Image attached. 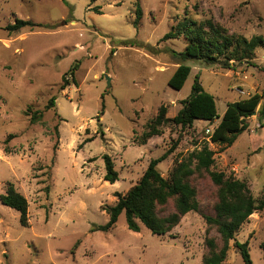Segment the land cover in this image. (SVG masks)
I'll use <instances>...</instances> for the list:
<instances>
[{
    "label": "rangeland",
    "instance_id": "1",
    "mask_svg": "<svg viewBox=\"0 0 264 264\" xmlns=\"http://www.w3.org/2000/svg\"><path fill=\"white\" fill-rule=\"evenodd\" d=\"M136 3L142 16L134 27ZM209 19L229 34L264 39V0H0V197L10 183L28 203L22 227L19 214L0 202V264H202L204 240L220 246L216 228L207 229L203 219L214 216L217 203V187L203 171L189 179L199 211L169 233L154 236L143 226L131 232L123 215L107 233L94 232L107 223L106 207L171 148L157 166L163 178L175 160L206 146L214 153L210 171L244 181L255 200L261 197L264 121L248 118V129L229 148L211 144L209 135L227 104L254 94L261 97L257 109L264 103V48L224 69L178 60L174 53L187 45L182 37L161 41L178 24ZM15 20L40 27L5 31ZM180 64L190 74L175 91L167 82ZM195 78L213 97L217 119L183 129L164 125L139 146L159 107L173 118ZM34 112L41 119L30 125ZM103 155L118 174L113 185L103 181ZM171 212L172 201L158 209L160 217ZM246 241L250 263L264 264V209L241 226L222 264H244L233 243Z\"/></svg>",
    "mask_w": 264,
    "mask_h": 264
},
{
    "label": "trees",
    "instance_id": "2",
    "mask_svg": "<svg viewBox=\"0 0 264 264\" xmlns=\"http://www.w3.org/2000/svg\"><path fill=\"white\" fill-rule=\"evenodd\" d=\"M134 27H137L142 12L136 3ZM39 25L28 21L15 20L14 24L7 25L5 31L17 33L24 27L35 28ZM40 27V26H39ZM184 38L187 45L183 52L174 53L178 60L204 61L211 65H220L224 69L230 68V62L251 61L254 59L257 48H264V39L260 36L250 40L242 36L229 34L225 29L215 24L211 19L201 23L188 22L178 24L166 33L161 41L177 40ZM77 63L70 68L71 83L75 84L73 73ZM190 68L178 65L167 82V86L175 91L182 89ZM68 83L62 78L61 88ZM54 98L49 99L46 109L54 105ZM261 97L254 94L247 99L229 103L217 124L209 135V142L229 148L237 137L248 129L246 120L255 115L259 122L264 121V103L260 105ZM181 108L177 114L167 119L166 109L160 106L155 118L145 126L140 137L139 146H144L147 141L161 134L160 128L164 125H174L180 128H188L195 121L213 123L216 116L214 99L206 93L197 78L193 80L191 92L188 98L180 102ZM41 119L40 112H34L29 118V124L33 125ZM8 138H11L10 136ZM90 138L87 141H92ZM7 140L4 141L6 144ZM173 148L163 153L160 157L149 161L138 182L128 190L124 196H118L115 205L106 207L107 223L94 229L101 233H107L115 227L120 215L124 216L127 230L138 233L143 226L154 236H163L176 227L181 218L188 213L199 211L194 188L189 179L196 172H206L212 184L217 187V203L214 206V216H204V222L209 227H215L220 240L218 247L213 239H205L204 245L207 253L202 259V264H222L226 260L229 250V242L246 223L251 215L264 209V187L262 195L255 200L248 185L222 172L210 171L214 166V153L206 146L198 151H193L187 157L175 160L166 178H163L157 170L158 164L165 161L172 153ZM5 152H7L5 150ZM104 175L103 181L113 185L118 181V174L109 156L103 155ZM169 201L173 202V212L165 217H160L158 209H163ZM2 205L16 211L19 214V223L22 227L28 226V203L26 199L16 191L14 186L7 183L5 192L0 197ZM218 247V248H217ZM233 247L241 257L244 264H251L248 253V242H234ZM264 255V241L259 245Z\"/></svg>",
    "mask_w": 264,
    "mask_h": 264
},
{
    "label": "water",
    "instance_id": "3",
    "mask_svg": "<svg viewBox=\"0 0 264 264\" xmlns=\"http://www.w3.org/2000/svg\"><path fill=\"white\" fill-rule=\"evenodd\" d=\"M106 81H107V87L109 86V84H108V78H106ZM253 116H255V113L253 114Z\"/></svg>",
    "mask_w": 264,
    "mask_h": 264
}]
</instances>
